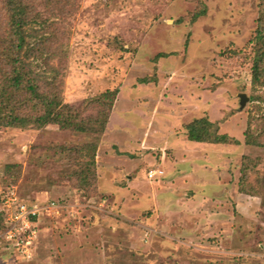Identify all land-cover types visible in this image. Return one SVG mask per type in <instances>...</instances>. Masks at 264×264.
<instances>
[{"label":"rangeland","instance_id":"1","mask_svg":"<svg viewBox=\"0 0 264 264\" xmlns=\"http://www.w3.org/2000/svg\"><path fill=\"white\" fill-rule=\"evenodd\" d=\"M28 3L49 31L56 109L83 121L112 105L101 134L0 125V211H38L24 250L0 236V264H264V40L249 41L264 0ZM200 117L239 143L189 140Z\"/></svg>","mask_w":264,"mask_h":264},{"label":"trees","instance_id":"2","mask_svg":"<svg viewBox=\"0 0 264 264\" xmlns=\"http://www.w3.org/2000/svg\"><path fill=\"white\" fill-rule=\"evenodd\" d=\"M2 1L5 4L7 17L8 48L0 50V61L12 65L13 69L3 70L6 72L0 82V125L25 128L29 125L41 127L55 123L64 129L101 134L108 122L112 103L96 119L83 121L77 120V111L57 110L56 107L61 101L58 95L59 82L55 75L56 71L50 61L53 54L44 53L40 48L49 42V31L43 21L38 28L32 26L36 19L42 18V14L37 17L35 14V18L27 8L28 0H0V3ZM49 2L47 1V4ZM53 9H59L58 5ZM32 37L36 38L34 42L31 41ZM260 40H264L263 16L259 19L255 35L249 41L258 43ZM252 75L254 84L264 85V45L262 44L256 47ZM148 79L143 78L142 82H147ZM116 93L117 89H107L102 96L110 98ZM40 108L41 112H39ZM216 127V124L207 117L196 118L186 125L187 137L196 142L239 143L237 138L227 133L212 130V128L217 129ZM245 137L246 142L252 144L249 132H245ZM88 147L91 148V158L94 160L96 142ZM156 175L157 173L154 174ZM3 215L4 213L0 211V236L4 238L2 233L10 224ZM37 218V216L31 217V220L37 221ZM6 243L13 250L12 243L8 241ZM12 250L10 251L13 252Z\"/></svg>","mask_w":264,"mask_h":264},{"label":"built area","instance_id":"3","mask_svg":"<svg viewBox=\"0 0 264 264\" xmlns=\"http://www.w3.org/2000/svg\"><path fill=\"white\" fill-rule=\"evenodd\" d=\"M162 173L160 170H150L148 172V175L150 177H153L156 173ZM17 209L15 213L11 217L10 225L9 227L2 233V235L10 241L13 246L21 248V250H24L25 247H27V244L30 243L29 238H27V234L30 231L31 217H35L38 215L37 208L35 207H28L24 203H20L16 205ZM26 234V235H25Z\"/></svg>","mask_w":264,"mask_h":264}]
</instances>
